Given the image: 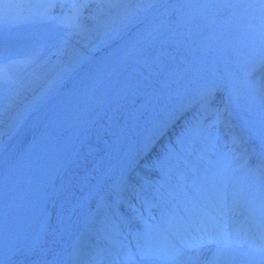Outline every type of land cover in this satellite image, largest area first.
<instances>
[{
	"label": "bare ground",
	"instance_id": "obj_1",
	"mask_svg": "<svg viewBox=\"0 0 264 264\" xmlns=\"http://www.w3.org/2000/svg\"><path fill=\"white\" fill-rule=\"evenodd\" d=\"M11 1L3 2L5 10L11 9ZM158 1L88 0L84 4H73L59 0L65 9L71 5L67 10L69 15H82L79 16L80 30L71 34L72 45L58 64L15 88L17 94L0 114V156L18 143L17 139L3 141V138L12 135L25 123L32 111L58 89L72 69L85 60L87 53L129 30ZM45 2L38 0V4L46 5ZM35 5H29L30 10ZM261 6H264V0H205L186 16L171 23L147 43L146 48L134 53L125 69L111 81L113 84L101 86L94 95L90 108L93 105L96 108L85 118H92L90 124H85L84 120L68 143L62 145H66L63 151L56 157H50V161L43 165L33 166L31 191L17 208L9 211V219L0 232V264H121L128 259L129 251L126 250L117 261L111 259L113 253H107V249H114L112 239L118 242L120 249L123 248L118 228L132 224L135 216L132 194L126 192V187L122 190L118 183L127 175L136 178L139 170L146 166V160H136L137 157L154 155L167 136L179 126L181 119L208 100L207 86L202 85L204 75H208L210 81L218 82L215 83L216 88L226 79L227 89L223 88L222 93L227 95V112L222 124L224 129H217L216 136L224 135L225 150L230 149V144L237 139L236 147L230 151L241 161L239 168L243 171L239 176L228 177L218 167V171L204 176L202 189L217 200L230 191L248 196L255 194L259 190L257 176L254 175L242 187L240 179L253 167L263 168L260 173L264 172V86L258 84V76L252 75L254 70L251 68L253 61L264 57V17L259 19L261 16L257 15ZM242 10L248 13L242 14ZM239 22L244 27H238ZM230 49L232 51L229 52ZM19 55L1 54L0 73L15 69V65L10 66L8 58ZM227 56H232V66L238 68L227 64ZM24 60L30 59L26 57ZM109 100H112L110 107L101 111L102 103ZM159 102L167 104L158 106ZM185 110L188 111L183 113ZM143 119H150L152 123L135 128L138 120ZM148 127L147 136L150 138L146 143L140 140L141 136L135 135L136 139H133L134 130L145 132ZM137 138V146L132 145ZM203 139L204 147L212 150L213 145L207 143L210 142L209 135ZM245 156L246 161H243ZM214 157L211 161L224 160L221 162L226 161L227 164L224 156ZM126 180L128 182V178ZM90 184L94 189H86ZM200 191L196 188L193 194V206L180 200L181 213L187 218L192 212L200 219L194 212L195 208L207 206ZM110 200L113 202L111 206L108 204ZM85 203H88V208H84ZM244 206L248 208L250 205ZM109 209L121 215L118 223L107 219ZM178 215H161L162 220L150 229L153 242L149 241L148 246L157 245L165 253L161 258L144 261V264H263L259 256L248 254L243 246H235L234 242L219 250V260V253L213 246L218 239L213 236L216 231H223L218 226L207 230L200 221L190 223L192 229L183 235L182 239L191 243V247L171 250L173 241L166 236L171 232L179 233L187 224L179 220ZM29 216V227H23L22 236L9 241L10 235L23 226ZM142 217L136 215L139 224L136 228L151 227ZM166 222L168 228H162L161 224ZM98 223L107 224L108 231L99 232L96 228ZM136 230L127 236H135ZM63 231L73 235L72 241L62 238ZM61 247L67 253H60Z\"/></svg>",
	"mask_w": 264,
	"mask_h": 264
},
{
	"label": "rangeland",
	"instance_id": "obj_2",
	"mask_svg": "<svg viewBox=\"0 0 264 264\" xmlns=\"http://www.w3.org/2000/svg\"><path fill=\"white\" fill-rule=\"evenodd\" d=\"M57 1V0H56ZM55 1V2H56ZM31 5V4H30ZM43 5H45V4H40V5H37L36 6V8H35V11H34V15H32V13L30 12V11H26V13H25V16L29 19V20H32V19H38V17H39V14L41 13V12H43V14H45L46 16H48V15H52V14H55V16L56 17H58V18H62L63 17V23H60L59 22V26H60V28H59V32H63V34H66V35H71L72 33H74L71 29H74L75 28V31H76V33H78L79 32V30H80V24H79V19H80V17L79 16H73V15H69V11H67V13L65 14L64 12H62V13H60V11H59V7H58V9L57 10H53V5L52 6H50V5H48L46 8H43ZM3 6V5H2ZM17 6H19L20 8H21V6H22V4H17ZM25 6V5H24ZM63 10V9H62ZM0 11H2V9L0 8ZM3 12H6V10L4 9V7H3ZM80 14V13H79ZM7 20L8 21H12L13 20V18H14V16L12 15V14H9V13H7ZM82 16V15H81ZM47 25H55V18H53L52 19V21L49 23V24H47ZM69 25H71V29H69L68 28V26ZM65 43V44H64ZM45 44V43H44ZM60 44L64 47H59L60 46ZM50 45H51V47H49L48 49H44L43 47H44V45H41L40 44V46L41 47H39V49H41L40 51H37V53H38V56L39 57H42V58H40V59H38V60H36L34 63H32L31 65H29L26 69H28V75H26V76H23V77H21L20 79H17L16 81H13V79H16L17 78V76H18V74L20 75L21 74V70H19V72L18 73H13V71L15 72V71H17V69H19L22 65L20 64V63H18V64H15V69H13L12 71L11 70H6L4 73H5V75L4 74H1L0 73V102H1V100H2V98H4V97H6V95L8 96L7 97V99H8V102H7V104L6 105H9L10 103H11V101L13 100V98H14V96L17 94V92H16V89H10V86L12 85V84H14V87L16 88V86L19 84L20 85V83L22 84L23 82H26L27 80L29 81V80H33V79H36V77H37V75H39V73L41 72V71H43V72H46L49 68H52V66L57 62V61H61V59H62V57H63V55H65V53L67 54V52L66 51H68V47H71V45H72V41H70L69 39H63L62 38V35H60V37H58V38H56V41L55 40H51L50 41ZM14 47H16V50H18V49H25V50H28L29 49V47H27V46H24V45H15ZM31 48V47H30ZM34 48H36V47H34ZM66 48V50L64 51V49ZM6 51H9L8 49H5ZM66 56V55H65ZM64 56V57H65ZM20 57V56H19ZM22 57H27V58H29V59H33L34 57L33 56H27V54H24V55H22ZM63 57V58H64ZM21 59H23L24 60V58H21ZM13 60H10V62H12ZM17 61H19V60H17ZM16 61V62H17ZM39 61H41L42 62V64L44 63V62H47V64H46V66L45 67H42V68H40L38 71H36L35 72V68H37L38 67V63H39ZM7 62V61H6ZM59 62H57L56 64H58ZM1 64V63H0ZM55 64V65H56ZM54 65V66H55ZM53 66V67H54ZM26 72V71H25ZM25 72H23V73H25ZM3 75V76H2ZM1 76L2 77H7V79H2L1 78ZM16 82V83H15ZM5 105V106H6ZM3 106V103H0V108ZM4 106V107H5ZM4 107L2 108V110L4 109ZM2 110L0 111V114H1V112H2ZM195 125L194 124H190V125H188V129L185 131V130H183V131H181V132H178V133H176L175 135H173V137H177L176 138V142L175 143H172V142H169L168 143V148H163V151L165 152V154H164V156L166 157V159H168V160H174V157H176V156H181L182 155V153L184 152V150H183V145H184V143L187 141V142H190V141H193V140H195V138H196V135H197V133L195 134ZM164 129V127H162V129H161V131ZM161 131H159L157 134H156V136L161 132ZM155 136V137H156ZM220 136L221 137H223L224 135L223 134H220ZM155 137L152 139V141L155 139ZM210 139L211 140H213V142H214V144H217V145H219L221 142V138L220 139H218V138H214V137H210ZM221 153H223V154H226L225 152H223V151H220ZM149 155H151V154H149ZM227 155V154H226ZM228 156V155H227ZM147 157V154H141L139 157H137V159L136 160H142V159H145ZM213 158H215V157H213ZM127 160V159H126ZM125 160V161H126ZM228 160H229V164H226V170L227 171H229L230 169H232L233 167H234V163H236L235 161H231V159H230V157L228 156ZM124 161V162H125ZM219 161V160H218ZM220 161H224V160H220ZM123 162V163H124ZM225 163H226V161H225ZM206 164H208L209 165V163H206ZM215 166H218V163H216V164H214ZM221 167H223V165H220ZM154 168L155 169H157V171H160V170H163V168H164V165H161V161L160 160H158V162H157V164L156 165H154ZM123 182H124V179L122 180V182L120 181L119 183H118V186H121L122 184H123ZM88 186V187H87ZM86 186V189H94L93 187H92V184H90V185H87ZM53 186H51L50 188H52ZM86 204V203H85ZM84 208H86V206L84 207ZM31 216H32V214H31ZM28 220L26 221V223L25 224H27V225H21L16 231H17V233L19 232V234H17L16 233V231L15 232H13L11 235H10V237H9V241L10 240H12V239H17V238H20L21 236H22V234L24 233V228L23 227H29L28 225V223L30 222V216L27 218ZM29 221V222H28ZM28 222V223H27ZM20 229V230H19ZM23 231V232H22ZM22 232V233H21ZM14 233H15V236H14ZM66 233V234H65ZM61 236H62V238L63 237H66L65 238V240L66 241H68V240H71L72 241V237H73V235H69V233L67 232V231H63L62 232V234H61ZM69 236V237H68ZM15 237V238H14ZM58 237H60V236H58ZM11 238V239H10ZM11 243V242H10ZM9 243V244H10ZM8 244V246H7V244H6V246L7 247H9L10 245ZM14 245H15V243H14ZM12 247V246H11ZM11 247L9 248V251H10V249H11ZM60 253H62V254H65V253H67V252H65L64 251V249L61 247V250H60ZM121 264H132V259L131 260H129V261H125V262H121Z\"/></svg>",
	"mask_w": 264,
	"mask_h": 264
},
{
	"label": "snow or ice",
	"instance_id": "obj_3",
	"mask_svg": "<svg viewBox=\"0 0 264 264\" xmlns=\"http://www.w3.org/2000/svg\"><path fill=\"white\" fill-rule=\"evenodd\" d=\"M53 2H54V0H46L45 3H53ZM65 2L73 3V4H84V3H87L88 0H65ZM2 3H3V0H0V4H2Z\"/></svg>",
	"mask_w": 264,
	"mask_h": 264
},
{
	"label": "water",
	"instance_id": "obj_4",
	"mask_svg": "<svg viewBox=\"0 0 264 264\" xmlns=\"http://www.w3.org/2000/svg\"><path fill=\"white\" fill-rule=\"evenodd\" d=\"M262 12H264V9H262Z\"/></svg>",
	"mask_w": 264,
	"mask_h": 264
}]
</instances>
